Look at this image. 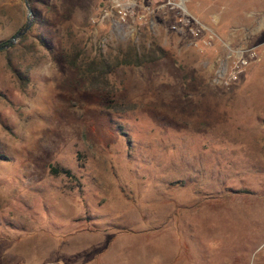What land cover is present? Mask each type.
<instances>
[{
  "label": "rangeland",
  "instance_id": "1",
  "mask_svg": "<svg viewBox=\"0 0 264 264\" xmlns=\"http://www.w3.org/2000/svg\"><path fill=\"white\" fill-rule=\"evenodd\" d=\"M26 1L25 38L0 51V251L81 205L144 264H264V2ZM25 23L23 0H0V45Z\"/></svg>",
  "mask_w": 264,
  "mask_h": 264
},
{
  "label": "crops",
  "instance_id": "2",
  "mask_svg": "<svg viewBox=\"0 0 264 264\" xmlns=\"http://www.w3.org/2000/svg\"><path fill=\"white\" fill-rule=\"evenodd\" d=\"M256 3H263V0H256ZM81 205L71 206L74 208V215L62 211L53 214L65 216V222L56 220L51 230L41 231V235H33L23 239L19 243H6L2 245L0 256L11 260V263L19 264H144L143 250L127 253L123 250L120 228L104 226L105 223L94 221L86 227L80 225L77 218L85 214ZM46 210V206H41ZM40 213V211H39ZM67 223V224H66ZM85 224V225H84ZM134 235V233H131ZM137 235V234H136ZM152 251V247L148 248Z\"/></svg>",
  "mask_w": 264,
  "mask_h": 264
},
{
  "label": "trees",
  "instance_id": "3",
  "mask_svg": "<svg viewBox=\"0 0 264 264\" xmlns=\"http://www.w3.org/2000/svg\"><path fill=\"white\" fill-rule=\"evenodd\" d=\"M25 36L26 35H24L22 39H24ZM160 53H161L160 49L153 47L147 51H144L142 57H140L136 54V51L133 48H129L128 52L122 56L124 57V59L122 61L116 62L114 66L129 65V64L141 65L156 60ZM131 56H133L134 58L133 60L135 61L132 62L129 61ZM73 64L75 65L74 62L72 63V66H74ZM107 72H108V66L105 64L103 60H100L99 63L98 62L94 64L90 63L89 68H87L84 71V74L91 84H97ZM61 172L65 175L69 174L67 171H61ZM50 173H56V170L52 168L50 169Z\"/></svg>",
  "mask_w": 264,
  "mask_h": 264
},
{
  "label": "built area",
  "instance_id": "4",
  "mask_svg": "<svg viewBox=\"0 0 264 264\" xmlns=\"http://www.w3.org/2000/svg\"><path fill=\"white\" fill-rule=\"evenodd\" d=\"M175 0H166L165 4L170 5L171 7H175L182 15L185 17L186 16V11H185V3L182 0H176L177 3L174 5ZM113 3L117 4V0H112ZM125 10V11H124ZM120 9L117 14L123 18L126 16V9ZM188 21V18H185ZM191 20V19H190ZM190 29V32L192 35H197V31L199 27L195 26ZM255 58V53L253 50H249L245 57H238L236 58V61L234 63H231L232 67L230 68L229 71H227L226 68H223L222 66L219 67L215 71V79L213 80L216 84L219 85H227V82L234 81L236 79L237 74L239 73V70L245 66L248 62V60H252Z\"/></svg>",
  "mask_w": 264,
  "mask_h": 264
},
{
  "label": "water",
  "instance_id": "5",
  "mask_svg": "<svg viewBox=\"0 0 264 264\" xmlns=\"http://www.w3.org/2000/svg\"><path fill=\"white\" fill-rule=\"evenodd\" d=\"M23 4H24V8L26 11V23L24 24V26L16 31L7 41L5 44L0 45V51L6 50L8 48H10L12 45H14L29 29L30 24H31V11L30 8L28 6V3L26 0H23Z\"/></svg>",
  "mask_w": 264,
  "mask_h": 264
}]
</instances>
